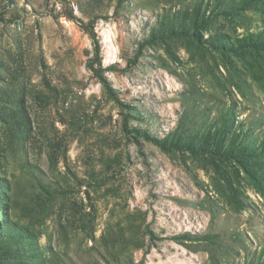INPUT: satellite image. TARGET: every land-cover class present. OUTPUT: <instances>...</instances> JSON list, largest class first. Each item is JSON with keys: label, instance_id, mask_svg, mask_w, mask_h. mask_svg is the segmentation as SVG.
<instances>
[{"label": "rangeland", "instance_id": "1", "mask_svg": "<svg viewBox=\"0 0 264 264\" xmlns=\"http://www.w3.org/2000/svg\"><path fill=\"white\" fill-rule=\"evenodd\" d=\"M0 264H264V0H0Z\"/></svg>", "mask_w": 264, "mask_h": 264}, {"label": "trees", "instance_id": "2", "mask_svg": "<svg viewBox=\"0 0 264 264\" xmlns=\"http://www.w3.org/2000/svg\"><path fill=\"white\" fill-rule=\"evenodd\" d=\"M94 36H95V35H94V32L92 31L90 37L92 38V43H93V46H94V52H95V55H96V56H99V54H100V46H99V44L96 42ZM100 80H102V79H100ZM101 82H103V81H101Z\"/></svg>", "mask_w": 264, "mask_h": 264}]
</instances>
